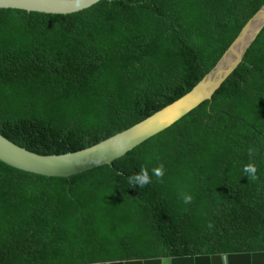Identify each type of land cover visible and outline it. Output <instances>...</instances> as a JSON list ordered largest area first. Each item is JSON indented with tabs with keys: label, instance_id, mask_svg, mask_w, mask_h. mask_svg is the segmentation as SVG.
Segmentation results:
<instances>
[{
	"label": "trees",
	"instance_id": "16d2710c",
	"mask_svg": "<svg viewBox=\"0 0 264 264\" xmlns=\"http://www.w3.org/2000/svg\"><path fill=\"white\" fill-rule=\"evenodd\" d=\"M262 5L103 0L65 16L0 9V135L46 156L121 134L191 92ZM250 162L255 181L242 172ZM160 164L162 183L127 182ZM263 251L264 27L210 101L110 165L61 178L0 161V264Z\"/></svg>",
	"mask_w": 264,
	"mask_h": 264
},
{
	"label": "water",
	"instance_id": "95a60500",
	"mask_svg": "<svg viewBox=\"0 0 264 264\" xmlns=\"http://www.w3.org/2000/svg\"><path fill=\"white\" fill-rule=\"evenodd\" d=\"M101 1L103 0H0V9L65 16L89 9ZM263 27L264 5L247 20L214 67L191 92L133 128L88 149L46 156L21 149L0 135V161L22 171L62 178L110 165L147 139L172 126L203 102L210 101L221 84L242 62L246 51ZM92 264H264V251Z\"/></svg>",
	"mask_w": 264,
	"mask_h": 264
},
{
	"label": "clouds",
	"instance_id": "9594fccd",
	"mask_svg": "<svg viewBox=\"0 0 264 264\" xmlns=\"http://www.w3.org/2000/svg\"><path fill=\"white\" fill-rule=\"evenodd\" d=\"M255 152H256V149L254 146L249 147L248 154L250 157L254 156ZM242 172H243L244 176H246L247 179H249V180L255 181L258 179V177L256 175L257 167L254 163L250 162V163L244 165ZM164 175H165V169H164L163 164H160L159 166L153 168L151 176L149 175L148 168L145 166H142L138 173H135L134 175L129 176L127 178V182L130 185H138L139 188H143L146 185L151 184L153 182L154 178H156L157 182L162 183ZM180 198L182 199V202L184 204H191L193 202V197L189 193H181ZM186 256H189V255H186ZM177 257H180V256H177ZM150 259H152V258H150ZM155 259H157V258H155ZM163 259H168V258H163ZM139 260H144V259H139Z\"/></svg>",
	"mask_w": 264,
	"mask_h": 264
},
{
	"label": "crops",
	"instance_id": "0c3cea01",
	"mask_svg": "<svg viewBox=\"0 0 264 264\" xmlns=\"http://www.w3.org/2000/svg\"><path fill=\"white\" fill-rule=\"evenodd\" d=\"M165 173H166V170H165ZM149 175L151 176L152 174L149 173Z\"/></svg>",
	"mask_w": 264,
	"mask_h": 264
}]
</instances>
